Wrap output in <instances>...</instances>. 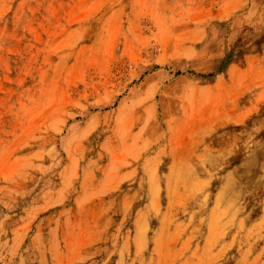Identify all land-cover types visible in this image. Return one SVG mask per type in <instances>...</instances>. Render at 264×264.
<instances>
[{
  "label": "rangeland",
  "instance_id": "374dc122",
  "mask_svg": "<svg viewBox=\"0 0 264 264\" xmlns=\"http://www.w3.org/2000/svg\"><path fill=\"white\" fill-rule=\"evenodd\" d=\"M0 264H264V0H0Z\"/></svg>",
  "mask_w": 264,
  "mask_h": 264
},
{
  "label": "crops",
  "instance_id": "0c3cea01",
  "mask_svg": "<svg viewBox=\"0 0 264 264\" xmlns=\"http://www.w3.org/2000/svg\"><path fill=\"white\" fill-rule=\"evenodd\" d=\"M233 87L232 83V88L228 87L222 91L221 107L215 108V113L206 114L199 128L200 151L206 154L210 167L219 165L220 168H224L227 166L221 176L220 195L234 189V167L231 166L234 159V132L226 131L227 128L234 127V110L238 111L237 103L234 104ZM203 144H205L204 148H202ZM228 165L231 167L228 168ZM209 174L212 172L207 169L206 175Z\"/></svg>",
  "mask_w": 264,
  "mask_h": 264
}]
</instances>
